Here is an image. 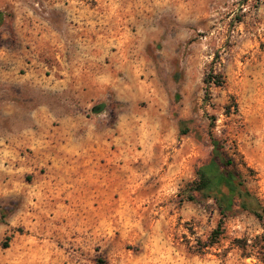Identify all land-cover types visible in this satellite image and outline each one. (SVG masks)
Wrapping results in <instances>:
<instances>
[{
    "label": "rangeland",
    "instance_id": "rangeland-1",
    "mask_svg": "<svg viewBox=\"0 0 264 264\" xmlns=\"http://www.w3.org/2000/svg\"><path fill=\"white\" fill-rule=\"evenodd\" d=\"M210 133L264 207V0H0V264H264Z\"/></svg>",
    "mask_w": 264,
    "mask_h": 264
},
{
    "label": "trees",
    "instance_id": "trees-1",
    "mask_svg": "<svg viewBox=\"0 0 264 264\" xmlns=\"http://www.w3.org/2000/svg\"><path fill=\"white\" fill-rule=\"evenodd\" d=\"M204 82L207 86L219 85L222 82L221 75L210 71L207 73ZM210 144L212 146L211 156L207 161L197 166L196 179L189 184L191 191L212 197L222 217L234 213L237 211L236 209H252L264 228V207L256 202V198L248 190L242 187L237 171L228 166L231 164V160L224 153V144L211 133ZM189 197L192 199L191 196ZM235 198L239 201L237 202ZM221 223L222 221L213 235L220 233Z\"/></svg>",
    "mask_w": 264,
    "mask_h": 264
},
{
    "label": "crops",
    "instance_id": "crops-1",
    "mask_svg": "<svg viewBox=\"0 0 264 264\" xmlns=\"http://www.w3.org/2000/svg\"><path fill=\"white\" fill-rule=\"evenodd\" d=\"M62 80H65V79H62ZM65 82V81H64Z\"/></svg>",
    "mask_w": 264,
    "mask_h": 264
}]
</instances>
